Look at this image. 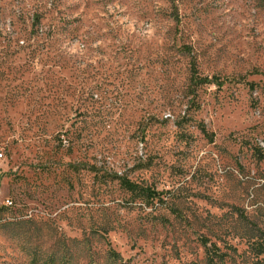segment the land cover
<instances>
[{
  "label": "rangeland",
  "instance_id": "obj_1",
  "mask_svg": "<svg viewBox=\"0 0 264 264\" xmlns=\"http://www.w3.org/2000/svg\"><path fill=\"white\" fill-rule=\"evenodd\" d=\"M0 147V264H264V0H0Z\"/></svg>",
  "mask_w": 264,
  "mask_h": 264
},
{
  "label": "trees",
  "instance_id": "obj_2",
  "mask_svg": "<svg viewBox=\"0 0 264 264\" xmlns=\"http://www.w3.org/2000/svg\"><path fill=\"white\" fill-rule=\"evenodd\" d=\"M193 72L195 73V81L197 83H205V84H215L217 86H223L226 82L232 80L233 78H225V79H221L217 76H212V77H209V76H200L197 72V69H196V65H195V62H193ZM143 126H144V123H143ZM69 165L75 167V168H81V169H84V168H88V169H95V166L93 165H89V164H85V163H81V164H72L70 163ZM121 184L128 190H130L131 192H141V193H144L148 198H154V197H157L159 196V192L156 191V190H153L152 188L150 187H146V186H143L142 184L140 183H137V182H134L132 180H130L129 178L127 177H124V176H118L117 177ZM258 249H260V253H262L264 250H262L261 246L262 244H258ZM210 260H211V263L214 261V258L213 257H210ZM213 264V263H212ZM216 264V263H214ZM220 264V263H218Z\"/></svg>",
  "mask_w": 264,
  "mask_h": 264
},
{
  "label": "built area",
  "instance_id": "obj_3",
  "mask_svg": "<svg viewBox=\"0 0 264 264\" xmlns=\"http://www.w3.org/2000/svg\"><path fill=\"white\" fill-rule=\"evenodd\" d=\"M4 159V151L3 149L0 147V161H2ZM0 169H1V166H0ZM8 203L9 204H12V201L11 200H8Z\"/></svg>",
  "mask_w": 264,
  "mask_h": 264
}]
</instances>
